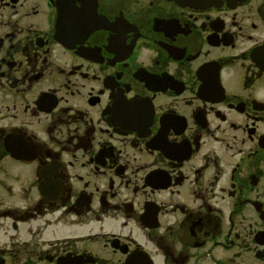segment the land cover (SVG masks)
Segmentation results:
<instances>
[{"label": "flooded vegetation", "instance_id": "obj_1", "mask_svg": "<svg viewBox=\"0 0 264 264\" xmlns=\"http://www.w3.org/2000/svg\"><path fill=\"white\" fill-rule=\"evenodd\" d=\"M181 3L0 0V264H264V0Z\"/></svg>", "mask_w": 264, "mask_h": 264}]
</instances>
